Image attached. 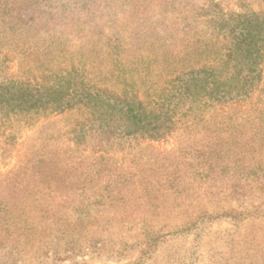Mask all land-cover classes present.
Instances as JSON below:
<instances>
[{
  "label": "rangeland",
  "instance_id": "rangeland-1",
  "mask_svg": "<svg viewBox=\"0 0 264 264\" xmlns=\"http://www.w3.org/2000/svg\"><path fill=\"white\" fill-rule=\"evenodd\" d=\"M210 4L225 12L264 11V0L107 1L103 51L108 59V38H120L126 64L135 54L149 59L158 33L165 46L173 38L172 60H178L191 51L197 32H206L200 22ZM171 29L176 33L169 35ZM4 42L8 74L22 77L31 60L14 40ZM262 70V83L247 101L184 109L175 131L160 141L76 144L78 111L40 117L28 126L17 123L15 139L1 129L0 194L11 192V183L2 179L17 172L34 175L46 163L56 176L36 198L53 197L48 208L59 221L53 227L64 221L83 225L72 232L82 242L73 251L55 253L53 231L28 244L44 252L15 255L16 264H264V179L255 178L264 177V64ZM152 77L161 85L166 73L155 70ZM151 85L147 78L142 97ZM234 191L255 195L237 200Z\"/></svg>",
  "mask_w": 264,
  "mask_h": 264
},
{
  "label": "trees",
  "instance_id": "trees-1",
  "mask_svg": "<svg viewBox=\"0 0 264 264\" xmlns=\"http://www.w3.org/2000/svg\"><path fill=\"white\" fill-rule=\"evenodd\" d=\"M107 1L114 2L1 0L0 133L3 129L15 139L17 123L28 126L40 117L78 111L82 121L75 129L76 144L82 145L88 139L106 144L120 140L160 141L175 131L180 111L245 102L260 87L264 11L225 12L210 4L202 9L205 13L200 22L206 32H197V39L188 48L190 52L172 60L176 56L173 38H167L169 45L165 46L164 37L156 33L149 45V59L135 54L126 64L120 54L122 39L108 38V59L103 51L106 33L101 13ZM175 33L171 29L168 34ZM6 39L14 40L25 50V58L31 60V69L22 77H12L7 72L9 57L3 55ZM79 40V46L73 43ZM155 70L166 73L161 85L152 77ZM97 73L100 75L92 77ZM147 78L153 85L142 97L140 89ZM33 170L34 175L17 172L2 179L11 183V192L3 190L0 194V260L5 259L1 264H16L14 256L28 250L44 252L28 244L53 231L55 253L73 251L82 243L72 237L82 224L64 221L55 229L59 221L53 220L48 208L53 197L36 198L37 192L55 178L56 169L45 163L44 168ZM255 178L264 179L258 175ZM252 195L251 191L234 194L237 200ZM40 218L48 221H42L44 225L27 221ZM151 234L153 231L148 236ZM90 246L96 248L97 244L91 242Z\"/></svg>",
  "mask_w": 264,
  "mask_h": 264
}]
</instances>
